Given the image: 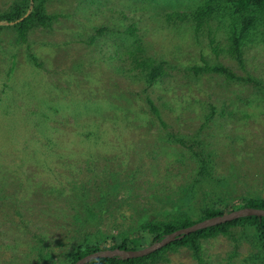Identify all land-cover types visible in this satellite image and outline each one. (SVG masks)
<instances>
[{"label":"rangeland","instance_id":"1","mask_svg":"<svg viewBox=\"0 0 264 264\" xmlns=\"http://www.w3.org/2000/svg\"><path fill=\"white\" fill-rule=\"evenodd\" d=\"M16 1L0 0V14ZM204 1L45 0L50 22L25 40L0 27V264H67L96 234L119 240L155 219L264 199V92L207 70L264 86V27L237 59L227 16L198 33L164 26L165 13ZM136 39L164 62L152 85L122 68ZM180 139L210 154L204 178ZM198 257L180 247L158 264H264L248 228L202 240Z\"/></svg>","mask_w":264,"mask_h":264},{"label":"trees","instance_id":"2","mask_svg":"<svg viewBox=\"0 0 264 264\" xmlns=\"http://www.w3.org/2000/svg\"><path fill=\"white\" fill-rule=\"evenodd\" d=\"M44 1L45 0H17L8 12L0 14V27L6 24H13V28L16 30L18 37L22 41L25 40L27 33L34 27L37 25L46 26L47 22H50V19L46 17L43 12ZM213 5H215V7ZM226 16L229 19V23L224 30L229 47L225 49V52L239 59L240 46L243 45L246 34L257 26L264 27V0H205L202 6L196 8L190 15L178 12L165 13L162 22L164 26L168 24L176 26L178 23H188L193 26L195 32L198 33L203 31L211 21L216 20L219 23L225 19ZM134 29V27L130 26L126 32L128 35H133ZM133 36L137 38L136 32ZM134 42V49L127 50L124 53L125 56L122 57L125 63L122 68L127 73L143 77L148 85H152L165 76L166 70L163 65L164 62L161 61L160 63H156L149 56H145L141 43H139L137 39ZM209 44L215 53L220 52L217 47L213 46L215 45V40L213 38L209 39ZM207 70L214 73H221L230 80L236 79L238 81L253 84L256 88H262V92H264V86L258 80H253L250 77L247 79L235 77L234 74L223 67L207 68ZM149 104L151 105L150 102ZM179 142L193 154L200 165V176L204 178L207 175L210 154L205 151L201 144H192L189 146L181 139ZM246 207L264 210V199L243 198L235 203L226 204L225 206L206 207L200 211L195 219L187 214L169 216L166 219L160 220L155 219L140 225L132 233L121 235L119 240L112 237L97 236L98 234H96L92 237L94 240L86 238L85 242L77 245L75 249L68 254L67 264H72L87 254L103 249L138 250L140 246L135 247L137 245L131 241L132 237H137L139 239L148 238L150 241L149 243L152 244L175 230L189 227L213 216L222 215ZM233 228L250 229L254 233L258 246L264 251V218L252 216L198 230L141 258L127 260L118 259L116 257L101 258L92 260L87 264H158L164 259L167 251L180 247L190 249L193 255L198 257L202 240L220 234L227 235Z\"/></svg>","mask_w":264,"mask_h":264},{"label":"water","instance_id":"3","mask_svg":"<svg viewBox=\"0 0 264 264\" xmlns=\"http://www.w3.org/2000/svg\"><path fill=\"white\" fill-rule=\"evenodd\" d=\"M252 216L264 218V210L250 208V207L240 208V209L233 210L231 212H228L222 215L213 216L209 219L199 221L189 227L175 230L174 232L162 237L161 240L156 241L144 248H141L138 250H123V249L98 250V251H94L90 254L85 255L84 257L78 259L72 264H87L88 262L92 260L101 259V258L116 257L122 260L141 258L157 250H160L166 247L167 245H169L170 243L176 240H180L184 236L192 234L198 230L225 224L233 220H237L239 218L252 217Z\"/></svg>","mask_w":264,"mask_h":264}]
</instances>
